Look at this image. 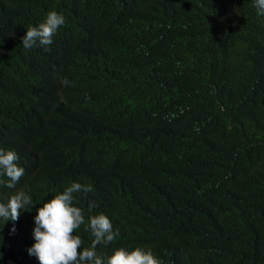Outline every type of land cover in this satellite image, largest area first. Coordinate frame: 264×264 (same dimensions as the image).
Instances as JSON below:
<instances>
[{
  "label": "trees",
  "instance_id": "obj_1",
  "mask_svg": "<svg viewBox=\"0 0 264 264\" xmlns=\"http://www.w3.org/2000/svg\"><path fill=\"white\" fill-rule=\"evenodd\" d=\"M51 11L53 43L25 49ZM0 148L25 169L0 202L32 198L0 218V264H39L36 210L74 182L92 187L73 194L82 247L102 213L119 230L102 255L264 264V15L255 0H0Z\"/></svg>",
  "mask_w": 264,
  "mask_h": 264
},
{
  "label": "clouds",
  "instance_id": "obj_2",
  "mask_svg": "<svg viewBox=\"0 0 264 264\" xmlns=\"http://www.w3.org/2000/svg\"><path fill=\"white\" fill-rule=\"evenodd\" d=\"M258 15H264V0H255ZM65 24V17L51 11L38 26L28 27L22 37V46L30 49L37 43L48 50L53 43V36ZM64 85L69 81L62 80ZM25 169L20 157L14 150L0 148V186L8 189L15 188ZM90 192L91 185H81L78 182L66 187L62 193L54 195L42 207L36 210L33 229L34 243L28 249V254L35 256L39 264H161L151 249L136 247L128 250L119 247L111 255L97 252V245L107 246L119 236V230L113 231L111 220L105 214L88 218V228L94 239L90 247H82L83 241L76 230L85 223L83 210L73 205L76 192ZM7 202H0V218L5 223L18 220L21 210L32 204V198L25 191L19 190ZM89 207H93L90 203ZM1 230V228H0ZM15 232V227L11 229Z\"/></svg>",
  "mask_w": 264,
  "mask_h": 264
}]
</instances>
